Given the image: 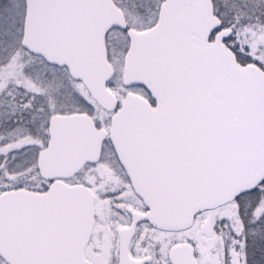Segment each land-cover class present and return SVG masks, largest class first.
I'll return each instance as SVG.
<instances>
[{
  "label": "snow or ice",
  "instance_id": "obj_1",
  "mask_svg": "<svg viewBox=\"0 0 264 264\" xmlns=\"http://www.w3.org/2000/svg\"><path fill=\"white\" fill-rule=\"evenodd\" d=\"M0 264H264V0H0Z\"/></svg>",
  "mask_w": 264,
  "mask_h": 264
}]
</instances>
